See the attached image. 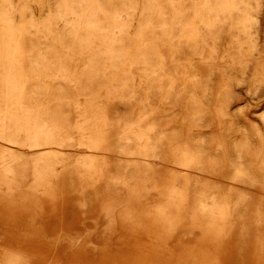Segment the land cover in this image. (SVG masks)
<instances>
[{"label":"rangeland","instance_id":"1","mask_svg":"<svg viewBox=\"0 0 264 264\" xmlns=\"http://www.w3.org/2000/svg\"><path fill=\"white\" fill-rule=\"evenodd\" d=\"M0 264H264V0H0Z\"/></svg>","mask_w":264,"mask_h":264}]
</instances>
